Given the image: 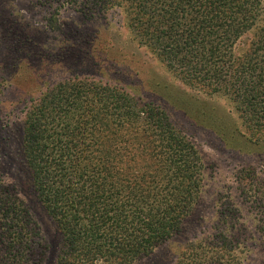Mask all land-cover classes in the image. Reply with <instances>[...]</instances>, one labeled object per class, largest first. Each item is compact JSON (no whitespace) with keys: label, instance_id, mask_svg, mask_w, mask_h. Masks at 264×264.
I'll return each instance as SVG.
<instances>
[{"label":"trees","instance_id":"obj_1","mask_svg":"<svg viewBox=\"0 0 264 264\" xmlns=\"http://www.w3.org/2000/svg\"><path fill=\"white\" fill-rule=\"evenodd\" d=\"M43 1L84 19L124 5L141 44L227 96L251 139L264 141L263 0ZM252 29L257 38L237 56ZM22 152L36 199L62 238L55 264L134 263L179 232L203 186L202 157L165 110L89 79L63 80L30 103ZM236 179L244 202L258 209L264 258V186L252 187L260 180L249 168ZM240 217L237 204L222 203L212 238L190 245L178 264H242ZM45 253L26 206L0 176V264H42Z\"/></svg>","mask_w":264,"mask_h":264},{"label":"rangeland","instance_id":"obj_2","mask_svg":"<svg viewBox=\"0 0 264 264\" xmlns=\"http://www.w3.org/2000/svg\"><path fill=\"white\" fill-rule=\"evenodd\" d=\"M257 35L252 29L242 36L237 56ZM73 78L119 88L140 104L162 108L205 165L198 202L179 232L132 264H178L184 253L190 256V245L212 238L221 205L229 202L241 210L238 237L244 246L236 256L242 264H264L254 232L258 209L244 202L236 179L249 168L260 180L252 187L264 186V141L251 139L230 99L169 69L135 38L124 5L84 19L48 1L0 0V176L35 223L46 250L42 264H55L62 238L33 191L22 152L23 122L32 101Z\"/></svg>","mask_w":264,"mask_h":264}]
</instances>
